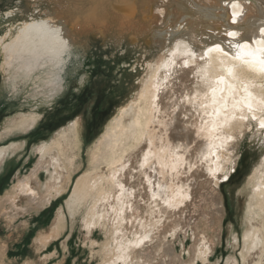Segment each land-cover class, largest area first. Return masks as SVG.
Listing matches in <instances>:
<instances>
[{
	"label": "bare ground",
	"instance_id": "6f19581e",
	"mask_svg": "<svg viewBox=\"0 0 264 264\" xmlns=\"http://www.w3.org/2000/svg\"><path fill=\"white\" fill-rule=\"evenodd\" d=\"M76 2L68 0L69 6H56L53 13L44 14L42 22H20L16 27L20 30L19 40L32 45L39 62L49 57L52 71L55 65L62 68L60 86L66 80L67 69L79 55L76 47L81 46L80 37L89 28L78 21ZM147 2L151 7L139 11L132 0L98 2L123 11L111 15L124 17L121 22L126 26L122 32L124 37L131 40L156 37L157 43L164 47L148 63H141L143 73L137 90L127 102H132L131 114L122 140L104 156L96 157L84 179L73 187L67 207L70 211L74 205L83 208L88 201L86 196H94L95 205L88 216L100 217L106 197L113 195L132 215L137 211L150 212L162 225L174 224L191 235V247L182 251L188 254L187 260L183 253H176L173 245L163 241L158 264H198L200 258H207L204 264H211L209 259L213 253L207 257L205 253L216 248L218 238L223 236L226 211L219 181L226 180L238 165L239 153L247 138L261 139L264 148V127H261L264 71L259 64L264 59V0ZM138 19L151 22L152 27H141ZM190 20L195 21L196 27ZM155 23L162 32L168 29L170 37L153 31ZM35 122L21 124L24 127L20 131H28ZM71 129L62 132L61 139L68 137L73 143ZM49 143L43 142L38 147L39 151L43 150V156L39 166L26 178L28 183L12 185L9 195L0 197L10 200L15 193L22 195L20 204L24 216L45 210L68 182L67 177L62 181L61 190H53L60 182L46 161L45 155L53 147ZM23 145L0 146V176L6 171L9 157L17 154ZM256 167L259 177L250 199L255 207L250 205L247 211L255 213L246 242L253 249L248 255L242 254L243 264H250L251 259L252 264H257V258L264 252V149ZM41 170H45V175ZM103 176H106L105 182ZM33 185V193L25 199L21 191ZM257 217L261 221L256 224ZM62 222L63 214L59 211L46 233L51 238L57 236ZM49 235L40 233L33 250ZM143 241L137 239L136 244ZM133 258L138 264H144L143 259H147L139 248H134ZM226 264H237V260Z\"/></svg>",
	"mask_w": 264,
	"mask_h": 264
},
{
	"label": "rangeland",
	"instance_id": "374dc122",
	"mask_svg": "<svg viewBox=\"0 0 264 264\" xmlns=\"http://www.w3.org/2000/svg\"><path fill=\"white\" fill-rule=\"evenodd\" d=\"M98 2L74 3L78 21L89 28L80 37L81 46L76 47L79 55L67 69L66 80L60 86L62 68L55 65L52 71L49 57L39 62L32 45L19 40L20 30L16 27L20 22L44 21L46 12H54L59 5L69 6L68 0H0V146L24 143L17 154L9 157L6 171L0 176V197L8 196L15 184L28 183L26 178L41 162L43 150L39 151L38 147L43 142L53 146L45 155L49 169L58 174L60 182L53 190H61L63 179L68 177L62 193L39 213L29 212L24 216L22 195L15 193L10 200L0 198V264H138L133 258L134 248L146 254L144 264H158L163 241L173 245L177 254L192 245L191 235H186L182 227L164 226L150 212L137 211L132 215L113 195L106 197L100 217L88 216L95 205L94 196H86L88 201L83 208L74 205L70 211L67 207L73 187L84 179L96 157L104 156L122 140L131 114L132 102H127L137 90L143 73L141 63H148L164 47L157 43L156 37L135 40L124 37L126 26L121 23L124 17L111 15L123 11ZM132 3L138 11L151 7L147 0H132ZM195 21L190 20L193 27ZM137 23L152 27L151 22L138 19ZM158 30L155 23L153 31L169 35L168 29ZM33 46L36 48L37 44ZM31 120H36L31 128L20 131L24 127L21 124ZM69 127L73 131V143L68 137L61 139L62 132ZM255 138L245 140L238 165L228 174V179L219 181L226 211L223 236L218 238L216 248L205 253L206 257L213 253L211 264H226L235 259L237 264H243L242 254L248 255L253 249L246 242L255 213L247 211L250 205L255 207L250 199L259 177L256 163L264 149L261 139ZM44 171L40 173L45 175ZM34 188L35 185L20 194L26 199ZM59 211L63 214L62 228L51 238L46 231ZM259 221L261 218L257 217L256 224ZM39 232L50 237L36 244L34 251ZM137 239L145 241L136 244ZM260 256L257 264H264V252ZM183 258L187 260L188 254L183 253ZM204 260L207 258H200L198 264H204Z\"/></svg>",
	"mask_w": 264,
	"mask_h": 264
},
{
	"label": "snow or ice",
	"instance_id": "6c2138e0",
	"mask_svg": "<svg viewBox=\"0 0 264 264\" xmlns=\"http://www.w3.org/2000/svg\"><path fill=\"white\" fill-rule=\"evenodd\" d=\"M230 35H235V33H230ZM259 64L261 65V70L264 71V59L259 60ZM229 74L231 75V70L229 71ZM248 108H249V111L252 110L251 104L248 105ZM252 118L255 119V116H253ZM261 127H264V123H261Z\"/></svg>",
	"mask_w": 264,
	"mask_h": 264
}]
</instances>
